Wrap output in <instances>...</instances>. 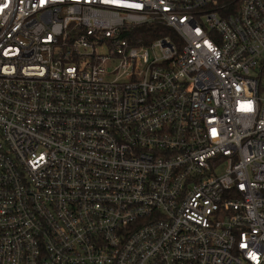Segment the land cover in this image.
<instances>
[{
	"label": "built area",
	"instance_id": "built-area-1",
	"mask_svg": "<svg viewBox=\"0 0 264 264\" xmlns=\"http://www.w3.org/2000/svg\"><path fill=\"white\" fill-rule=\"evenodd\" d=\"M0 264H264V0H0Z\"/></svg>",
	"mask_w": 264,
	"mask_h": 264
},
{
	"label": "trees",
	"instance_id": "trees-1",
	"mask_svg": "<svg viewBox=\"0 0 264 264\" xmlns=\"http://www.w3.org/2000/svg\"><path fill=\"white\" fill-rule=\"evenodd\" d=\"M131 35L134 37V39H137L138 41L141 40L142 42L148 44L153 40L165 35L174 36V32L164 25L152 23L140 26L139 28L135 29V31Z\"/></svg>",
	"mask_w": 264,
	"mask_h": 264
}]
</instances>
